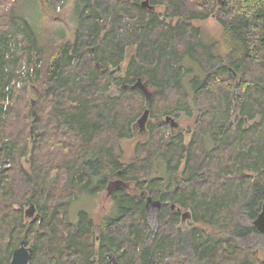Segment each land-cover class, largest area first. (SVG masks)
<instances>
[{
  "label": "trees",
  "instance_id": "1",
  "mask_svg": "<svg viewBox=\"0 0 264 264\" xmlns=\"http://www.w3.org/2000/svg\"><path fill=\"white\" fill-rule=\"evenodd\" d=\"M143 1L76 0L74 40L58 45L50 37L42 52L26 23L25 53L30 63L42 60L32 81L39 87L38 113L29 111L27 122L14 121L5 105L19 58L10 30L0 34V264H11L23 239L34 249V264H114L111 254L118 264H264V234L253 224L264 202V0H150L155 9ZM210 17L223 29V56L192 23ZM14 18L5 13L0 22L12 19L11 27ZM188 61L203 73L190 79L199 114L189 142L162 128L165 115L191 113ZM139 77L153 87L151 98L130 87ZM113 85L120 94L105 96ZM148 107L158 129L125 160L111 134L135 137L129 127ZM257 114L262 119L245 128L244 118ZM53 170L72 194L91 195L121 171L133 193L125 186L114 190V215L96 221L81 210L70 220L60 203L52 213L41 204L50 197L48 183L55 196L60 192V175L49 182ZM149 195L163 203L155 228L147 219ZM31 202L38 210L27 218L22 204ZM187 213L190 225L183 228Z\"/></svg>",
  "mask_w": 264,
  "mask_h": 264
},
{
  "label": "rangeland",
  "instance_id": "2",
  "mask_svg": "<svg viewBox=\"0 0 264 264\" xmlns=\"http://www.w3.org/2000/svg\"><path fill=\"white\" fill-rule=\"evenodd\" d=\"M75 1L76 0H0V16H3L5 13H10L11 17H15V20L14 22H12L11 27L8 25L10 24L12 19L2 20L0 22V34H6V30H10V36L12 35V38L10 40L13 44L12 52L14 51L19 58V61L11 67L13 79L6 88V91H8L7 94L10 95V97L12 95V98L6 101L5 105H7L8 108L12 107L11 116L14 121L25 118L24 121L27 122L29 119V111H32L33 109H36V113H38V110L36 108L37 100L35 90L39 89V87L33 84L32 81L33 79H36L38 77L36 75L37 73L40 74L42 72V60L34 59V61L30 63L29 57H27L28 54L26 55L25 53V49L27 47V42L25 43V41L26 39L28 40V38H30V36H27V34L29 33V29L31 28L33 34L38 36V48L41 52L42 46L49 42L50 37L54 40V43L58 45L62 44L67 40L73 41L75 38V33L77 31L78 24L76 12L77 2ZM27 22L30 23V28H28V26L26 25ZM192 23L199 29V38L207 45L217 43V46L216 48H214V51L223 56L225 54L226 45L222 41L223 29L221 25L217 22V20L214 17H210L205 20H195ZM133 53V49L130 48L128 51V57L126 58L123 67L127 66L129 58ZM31 57H33V55ZM188 63L193 66L194 70L192 73L189 74L185 83L188 88L189 95L193 97L195 95V91L193 89V84L190 82V79L196 73H203L197 62L188 61ZM37 69H39L41 72L36 73ZM122 73L124 72H121L120 74ZM143 81L146 83L145 79H143ZM146 86L148 88V92L151 98L154 92L153 87L147 83ZM108 94L118 95L120 94V92L116 85H113L109 87V91L105 93V96ZM32 99L36 100V105L34 106V108L31 107ZM191 102L192 103L190 105V108H188L191 113H187L185 109H180L177 114H168L172 115L175 118L178 123L177 127L171 126V123H169V121H166L167 115L164 116V120L167 124H165L162 128H165L168 136L182 133L185 136L186 141L189 142L191 140L192 134L195 133L197 130L196 125L197 115L199 114V98L193 97L191 99ZM149 109L150 115L145 127H142L138 123V120L140 119L143 113L137 118V120L133 124L130 125V127L128 126L134 133L135 137L130 138L129 136H126L116 139L117 130L111 134L110 142H113L111 144L115 145V148H117L118 152H125V160L131 157V153L133 152L137 142L146 140L149 136V133H151L152 129H158L155 126L157 123V117H153L151 108ZM154 109L159 110V108L156 106ZM237 116H239V113L234 114V120ZM261 119L262 116L260 114H257L253 120L249 121V125ZM121 123H124V121H122ZM121 125L122 124L119 125L120 129ZM15 127H17V125L13 123L11 125V128L14 129ZM24 132L26 141H28L29 143V128L26 129ZM47 138L48 137H46V139ZM32 139L34 141L35 134ZM205 144L209 148H212L214 146L213 140L208 135H205ZM61 160H63V158H61ZM21 162L23 163L24 167L29 168L30 163L27 160L22 159ZM51 163L60 164L61 161L55 160ZM159 168L160 172L163 174V168ZM61 174L60 172H56V170H53L50 173L49 182L56 180L54 178H57L59 175V178L61 180H58V189L60 192L56 196L54 190L55 186H51V184L49 183L47 184V192L50 194V197L45 196L40 200L41 204L43 203L47 211H50L52 213L54 211V208L60 203V209L64 210L65 208H67L69 219L74 221L77 220L78 214L81 210L88 211L94 216L96 221L103 217L114 215V201L112 199V193L111 191H109L108 188L103 189L101 192L95 195H91L87 193V191H80L78 194L73 192L72 194L70 187H66V184L62 180ZM120 180L122 179L117 175L112 178L113 183H115V181ZM50 189L52 190L51 192H49ZM127 189L130 193H133V188ZM158 201H160V203H157ZM34 204L36 205V203ZM162 205L163 203L160 199H154L153 197L152 200L148 202L147 219L153 228L159 225L158 212ZM22 207L23 211L25 212L30 207V204L23 203ZM175 207L176 206L173 204L172 209H175ZM36 208L38 210L37 205ZM59 214L60 213L58 211L55 213L56 222H60V219H62L61 214L60 216ZM190 219L191 218L189 214L182 216L179 226L183 228H188V225H190ZM110 260L111 262H113V259ZM34 262L35 259L33 258L32 264H34Z\"/></svg>",
  "mask_w": 264,
  "mask_h": 264
},
{
  "label": "water",
  "instance_id": "3",
  "mask_svg": "<svg viewBox=\"0 0 264 264\" xmlns=\"http://www.w3.org/2000/svg\"><path fill=\"white\" fill-rule=\"evenodd\" d=\"M142 5L146 8H149V9H155V6L150 3V0H144L142 2ZM146 83H147V81H146ZM146 83L143 81L142 77H139L134 84L130 85V87L132 89L139 88L147 95V97H150V94L147 90L148 88L146 86ZM125 86L127 87L128 85L125 84ZM35 105H36V100L32 99V107L34 108ZM33 112H34V115L37 114L36 109H33ZM149 115H150V109L147 108V109H145L142 116L138 120V123L142 127L146 126ZM166 121H170L171 125L174 127L178 126L177 121L175 120V118L172 115H167ZM32 132H33V129H32ZM32 137H34V133H32ZM113 186L114 187H112V184L109 185V187H108L109 191H112L115 187L128 186V183H125V182L120 180V181H115V183H113ZM151 200H152V197L148 196L147 206H148V202H150ZM157 203H160V201H158ZM36 211H37L36 205L34 204V202H31L30 207L25 211V215L27 218H34L36 216ZM42 221H43V218H42ZM253 224L259 232L264 234V202L262 204V209H261L260 213L258 214V216L256 217V219H254ZM33 255H34L33 247L28 245L26 239H23L21 241L20 245L13 252L11 264H32ZM117 263L118 262L115 259V264H117Z\"/></svg>",
  "mask_w": 264,
  "mask_h": 264
},
{
  "label": "flooded vegetation",
  "instance_id": "4",
  "mask_svg": "<svg viewBox=\"0 0 264 264\" xmlns=\"http://www.w3.org/2000/svg\"><path fill=\"white\" fill-rule=\"evenodd\" d=\"M147 90H148V89H147ZM240 119H241V118L238 116V117L236 118L235 121H236V122H240ZM250 120H253V119H249L248 116L244 118V127H245V128H248V127L250 126V125H249V121H250ZM169 123H170V121H169ZM171 126H172V125H171ZM176 127H177V126H176ZM172 132H173V131H172ZM173 133H174V132H173ZM174 135H175V134H174ZM117 176H118V177L121 176V171L119 172V174H118ZM113 177H114V176H113ZM113 177H112V178H113ZM120 178H121V177H120ZM121 179H122V178H121ZM110 184H112V187H114V186H113V182H112V180H110L109 185H110ZM119 187H120V186H119ZM125 187H127V188H132V185H131V184H128V186H125ZM116 188H117V187H115V188L113 189V191H111L112 194H113V192H114V190H115ZM187 214H188V213H187ZM187 214H185V215H187ZM183 216H184V215H183ZM110 259H113V263L115 264V259H116V257H115L113 254L110 255ZM117 264H118V263H117Z\"/></svg>",
  "mask_w": 264,
  "mask_h": 264
}]
</instances>
